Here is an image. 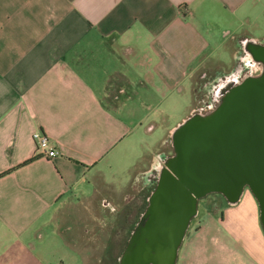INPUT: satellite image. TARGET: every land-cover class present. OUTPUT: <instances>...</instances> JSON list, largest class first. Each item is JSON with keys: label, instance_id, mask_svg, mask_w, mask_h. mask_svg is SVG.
Returning <instances> with one entry per match:
<instances>
[{"label": "crops", "instance_id": "0c3cea01", "mask_svg": "<svg viewBox=\"0 0 264 264\" xmlns=\"http://www.w3.org/2000/svg\"><path fill=\"white\" fill-rule=\"evenodd\" d=\"M263 24L264 0H0V264H115L123 209L151 167H139L135 105L226 68L212 57L231 46L234 59L233 36ZM36 130L57 156L37 151ZM247 195L211 199L177 264H264Z\"/></svg>", "mask_w": 264, "mask_h": 264}, {"label": "water", "instance_id": "95a60500", "mask_svg": "<svg viewBox=\"0 0 264 264\" xmlns=\"http://www.w3.org/2000/svg\"><path fill=\"white\" fill-rule=\"evenodd\" d=\"M233 40V68L210 75L207 99L197 101L165 140L172 152L158 154L142 173L154 188L119 264H177L200 200L210 194L235 205L249 188L264 226V38L239 34Z\"/></svg>", "mask_w": 264, "mask_h": 264}, {"label": "rangeland", "instance_id": "374dc122", "mask_svg": "<svg viewBox=\"0 0 264 264\" xmlns=\"http://www.w3.org/2000/svg\"><path fill=\"white\" fill-rule=\"evenodd\" d=\"M251 31L256 34L257 37H264V24L261 29H256L254 31L252 29ZM231 52L232 47L227 46V48L221 49L214 57H212L211 61L215 64L220 62L224 63L226 68H223V70L227 71L231 69L233 65L234 59ZM202 70L203 68H200L197 74L195 73V75H193L191 79H188L184 83V86H182V88H178L167 95L160 94L159 90L153 88V93L149 98L150 102L147 105L140 103L135 105L138 121H142V124L139 126V132L137 134L136 141L139 145L138 150H143V152L145 153V158L141 160V162L139 163V167L142 166L147 168L148 166L150 167V165H152V163L149 161L151 157L148 156L150 155L152 150L154 151L159 148L156 153L160 151H166L167 153L172 152V148L168 144V142H165L163 145L161 144L167 136L168 131H170L179 122H181L191 112V110L196 107V81ZM169 91L171 90H166V92ZM149 125H154L155 128L150 130ZM245 194H248L245 199L246 201H248L249 196H252L253 199L255 198L249 188L247 190V193H244L242 200L245 198ZM211 199L216 200V203L214 202V207H217V205L218 207L228 205L224 198L221 195L217 194H210L207 197L201 199L199 203V209L201 213H199L200 215H198V217L192 220L189 229L190 231H192L196 227L198 221L205 215L206 210L209 209V203ZM218 199L222 200V203L220 201H217ZM131 206V200L129 199L126 208L123 209V213L125 212L124 214H126L128 210H130ZM122 218V222H124V215L122 216ZM125 237L126 236L124 235L123 229H121L118 233H116V239L118 240L117 243L122 244L126 239ZM117 253L118 250H116L115 255H118ZM92 258L93 257H91V259ZM114 261L116 264V260Z\"/></svg>", "mask_w": 264, "mask_h": 264}, {"label": "flooded vegetation", "instance_id": "af4514ba", "mask_svg": "<svg viewBox=\"0 0 264 264\" xmlns=\"http://www.w3.org/2000/svg\"><path fill=\"white\" fill-rule=\"evenodd\" d=\"M234 65V63H233ZM233 65L231 68H233ZM223 68H225L224 66H219L216 68H203L202 72L200 73V75L197 78L196 81V100L200 101V100H204L207 99V96L203 93V89L211 82V78L210 75L213 74L216 70H223ZM260 72V70L254 71V74H258ZM168 144L170 145V143L168 142ZM158 154H162L163 156H166L170 153H167L166 151H160ZM157 154V155H158ZM156 155V156H157ZM155 156V157H156ZM154 186L151 184V182H149L146 178V176L142 173L139 174L135 180V185H134V189H135V194H133L130 198L131 200V208L130 210H128V212L126 213V221L124 223V226L122 227L124 235L126 236L125 241H123L122 244H120V247L118 248V255L116 256V264H119V257L121 255V253L123 252L125 246H126V242L127 239L130 235V231L132 230L134 223L136 221V219L138 218L139 212L141 210H143L146 206V202H147V198L150 195V193L152 192ZM217 195H221L218 193H215ZM223 198L224 196L221 195ZM224 200L227 202V200L224 198ZM123 245V246H122ZM120 251V252H119ZM108 264V263H106Z\"/></svg>", "mask_w": 264, "mask_h": 264}, {"label": "built area", "instance_id": "2783aa9c", "mask_svg": "<svg viewBox=\"0 0 264 264\" xmlns=\"http://www.w3.org/2000/svg\"><path fill=\"white\" fill-rule=\"evenodd\" d=\"M33 138L37 144V151L46 157L53 158L58 155L57 148L52 144L49 136L41 130L33 132Z\"/></svg>", "mask_w": 264, "mask_h": 264}, {"label": "trees", "instance_id": "16d2710c", "mask_svg": "<svg viewBox=\"0 0 264 264\" xmlns=\"http://www.w3.org/2000/svg\"><path fill=\"white\" fill-rule=\"evenodd\" d=\"M195 91H197L196 89H195ZM196 93V92H195ZM36 158H30V159H28L27 161H25L22 165H26V164H29V163H31L32 161H34ZM131 197H129V199H130Z\"/></svg>", "mask_w": 264, "mask_h": 264}]
</instances>
